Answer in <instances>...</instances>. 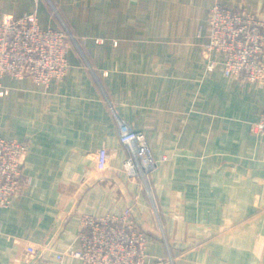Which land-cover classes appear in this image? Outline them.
I'll return each instance as SVG.
<instances>
[{
    "label": "crops",
    "instance_id": "crops-1",
    "mask_svg": "<svg viewBox=\"0 0 264 264\" xmlns=\"http://www.w3.org/2000/svg\"><path fill=\"white\" fill-rule=\"evenodd\" d=\"M214 3L264 17V0H0V22L36 12L43 27H58V13L87 35L83 50H69L61 79H1L0 136L28 143L31 182L0 207V264H84L67 254L78 247L82 214H120L136 195L147 252L170 255L164 264H264V135L254 129L264 79L208 68ZM115 113L145 134L157 160L160 221L121 170L128 151ZM101 147L105 172L93 158ZM31 242L43 246L36 255L25 250Z\"/></svg>",
    "mask_w": 264,
    "mask_h": 264
},
{
    "label": "built area",
    "instance_id": "built-area-1",
    "mask_svg": "<svg viewBox=\"0 0 264 264\" xmlns=\"http://www.w3.org/2000/svg\"><path fill=\"white\" fill-rule=\"evenodd\" d=\"M74 41L63 20L61 26L43 27L36 12L4 15L0 22V95L8 90L1 88L5 75L28 77L38 85H48L64 77L69 66L68 52ZM204 50L208 68L219 63L227 77L249 84L260 83L264 79V17L242 6L214 4L208 16ZM116 120L120 140L128 150L121 170L129 179L139 182L141 190L151 198L153 213L160 221L150 185L157 160L142 131L119 116ZM254 129L264 135V109ZM28 151L26 141L0 136V207L11 206L14 197L31 182L23 169ZM94 161L98 172L111 168L105 147L96 151ZM77 243L78 247L69 249L67 254L84 264H164L173 260L171 256L153 257L147 252L148 236L139 219L138 195L120 214H82ZM42 248L39 243L31 242L25 250L36 255ZM64 255V252L57 253L56 257L61 261Z\"/></svg>",
    "mask_w": 264,
    "mask_h": 264
},
{
    "label": "rangeland",
    "instance_id": "rangeland-1",
    "mask_svg": "<svg viewBox=\"0 0 264 264\" xmlns=\"http://www.w3.org/2000/svg\"><path fill=\"white\" fill-rule=\"evenodd\" d=\"M49 2V1H48ZM214 4H216V3H214ZM213 4V5H214ZM219 4H222V3H219ZM212 5V6H213ZM223 5H225V4H223ZM212 6L209 8V12L211 11V8H212ZM227 6H230V5H227ZM209 12H208V16H209ZM53 14H54V12H53ZM54 15H56V13L54 14ZM57 17H59V20L62 22V20H61V17L58 15V13H57V15H56ZM65 22V24H66V26H67V23H66V21H64ZM60 26H61V24H60ZM63 26V25H62ZM68 27V26H67ZM69 28V30L72 32V34L74 35V37H75V41H74V43H72V48L74 47L75 49L77 48V49H79V50H83V43H84V41L86 40V38H87V35L86 34H84L85 32L83 31V30H80V29H74V28H71V27H68ZM80 32H82V33H80ZM96 42L97 43H102L103 42V39L102 38H96ZM203 53H204V57H205V50L203 51ZM206 58V57H205ZM111 108H112V110H113V112H114V108L111 106ZM116 114V113H115ZM116 116H117V114H116ZM147 140V139H146ZM100 149V148H99ZM128 151V150H127ZM96 153V152H95ZM127 155H128V152H127ZM94 156H95V154L93 155V158H94ZM127 157V156H126ZM125 157V158H126ZM163 158H164V156H163ZM110 163V162H109ZM110 167H111V164H110ZM114 171H116L115 169H114ZM151 176H152V174L150 175V179H151ZM132 180V179H131ZM134 181V180H133ZM150 185H151V182H150ZM153 199H154V197H153ZM149 200H151V198H149ZM153 206H154V209L156 210V208H157V204L156 203H154L153 204ZM160 213V212H159ZM147 230V236H148V230L149 229H146ZM159 231H161L162 229H161V225H160V229H158ZM160 234V233H159ZM158 257H160V256H158ZM167 257H170V255H168Z\"/></svg>",
    "mask_w": 264,
    "mask_h": 264
}]
</instances>
